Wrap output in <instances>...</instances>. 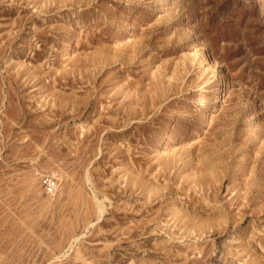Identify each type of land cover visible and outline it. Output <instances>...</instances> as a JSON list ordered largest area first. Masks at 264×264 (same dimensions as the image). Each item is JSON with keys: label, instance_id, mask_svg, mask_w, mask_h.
<instances>
[{"label": "rangeland", "instance_id": "1", "mask_svg": "<svg viewBox=\"0 0 264 264\" xmlns=\"http://www.w3.org/2000/svg\"><path fill=\"white\" fill-rule=\"evenodd\" d=\"M0 264H264V0H0Z\"/></svg>", "mask_w": 264, "mask_h": 264}, {"label": "bare ground", "instance_id": "2", "mask_svg": "<svg viewBox=\"0 0 264 264\" xmlns=\"http://www.w3.org/2000/svg\"><path fill=\"white\" fill-rule=\"evenodd\" d=\"M99 207V206H98ZM100 208V207H99ZM101 209V208H100ZM101 212H102V210H101Z\"/></svg>", "mask_w": 264, "mask_h": 264}]
</instances>
